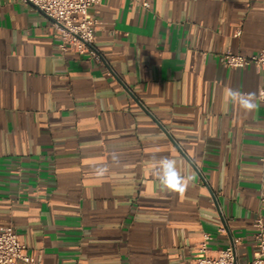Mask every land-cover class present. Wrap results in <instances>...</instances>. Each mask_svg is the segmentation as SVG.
I'll return each instance as SVG.
<instances>
[{
    "label": "crops",
    "instance_id": "1",
    "mask_svg": "<svg viewBox=\"0 0 264 264\" xmlns=\"http://www.w3.org/2000/svg\"><path fill=\"white\" fill-rule=\"evenodd\" d=\"M140 1L89 7L96 62L62 51L32 3L0 0V225L44 264H180L203 233L210 252L239 238L237 258L252 255L264 67L219 54L264 46V0ZM230 88L258 107L230 102ZM161 157L194 177L184 192L161 190Z\"/></svg>",
    "mask_w": 264,
    "mask_h": 264
},
{
    "label": "built area",
    "instance_id": "2",
    "mask_svg": "<svg viewBox=\"0 0 264 264\" xmlns=\"http://www.w3.org/2000/svg\"><path fill=\"white\" fill-rule=\"evenodd\" d=\"M30 2L43 11L51 21L54 37L62 51L71 50L86 54L96 62H102L103 56L93 43L94 26L97 22L89 12V7L101 0H23ZM133 5L149 7L147 1L130 0ZM238 31L236 32V34ZM219 61L224 66L243 68L264 67V46L250 53L220 51ZM257 97L264 100V87ZM264 201V199H262ZM254 248L252 255L244 260L238 259L235 245L239 238H233L224 248L209 251V233H203L196 245L193 256L180 264H264V214L258 212L253 221ZM21 260L28 264H44L41 251L31 252L20 240L14 226L0 225V264H15Z\"/></svg>",
    "mask_w": 264,
    "mask_h": 264
},
{
    "label": "clouds",
    "instance_id": "3",
    "mask_svg": "<svg viewBox=\"0 0 264 264\" xmlns=\"http://www.w3.org/2000/svg\"><path fill=\"white\" fill-rule=\"evenodd\" d=\"M228 96L230 102L238 104L245 112L254 111L258 105L255 93H243L236 89H229ZM114 163L119 162L116 154L112 155ZM158 166L154 170V175L158 179L161 190L182 193L186 190L189 183L194 179L192 176L185 177L178 169L177 161L169 157H161L157 162ZM109 171L108 167H98L95 170L97 176H103Z\"/></svg>",
    "mask_w": 264,
    "mask_h": 264
}]
</instances>
